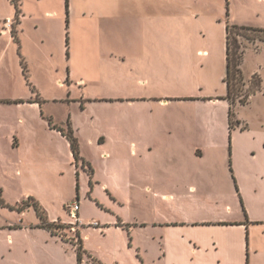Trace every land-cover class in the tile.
Here are the masks:
<instances>
[{"label":"rangeland","instance_id":"rangeland-1","mask_svg":"<svg viewBox=\"0 0 264 264\" xmlns=\"http://www.w3.org/2000/svg\"><path fill=\"white\" fill-rule=\"evenodd\" d=\"M169 9L162 24L154 22L135 30L136 36L152 38L143 46L138 41L133 47L132 52L144 54L137 52L125 61L118 57L104 58L100 69V101L117 96L142 95L148 99L135 103L100 102L84 110L86 104L75 105L78 117L88 123L90 132H100V163L121 169L116 172L115 191L122 200L130 199L131 203L118 206L120 212L129 219V224L138 227L167 218L175 222L206 220L207 224H216L220 217H245L250 211L255 217L264 218V49L260 47L264 33L242 31L247 37L236 35L246 47L244 69L247 73L243 70V82L234 79L236 87L232 97L236 101V121L232 130L230 103L224 98L227 25L264 28V0H178L176 4H169ZM7 13H12L17 27V10L9 0H0L2 35ZM12 34L9 32V36ZM4 45L5 41H0V54ZM14 57L17 61L19 54L15 56L11 48L0 68L2 92L20 89L21 71ZM252 72L263 79L262 89L249 97L250 103L246 106H239L242 105L239 100L251 88ZM162 98H169L170 102L165 105L160 101ZM237 120L240 124L247 120L249 127L240 126ZM98 121L100 126H94L93 122ZM86 148L96 157L99 154L90 144ZM106 152L111 158L105 157ZM164 167H201L208 173L190 179L189 183H195L198 189L186 194L185 201L178 205V197L175 201L162 200L163 194L173 192L160 182V177L166 175L162 173ZM233 167H237L236 174ZM38 176L39 179L35 176L33 180L23 178L20 185L11 171L0 170L1 197L6 203L0 201V264H79L74 246L62 247L60 235L58 239L46 236L52 231L42 225L37 210L38 207L46 222H54L49 219L47 202L56 198L60 202L69 197L77 202L76 187L70 189L67 176L61 177L60 182H54L43 172ZM189 183L185 191L189 190ZM83 185L91 191L89 181ZM7 205H21L25 217H19V211ZM58 212L72 218L64 207ZM85 212L93 216L110 215L90 201L86 202ZM25 226L50 232L37 230L29 236ZM63 232L66 239L78 242L75 230L67 228ZM9 233H15L14 243L9 240ZM145 235L142 234L144 240ZM138 261H142L140 256Z\"/></svg>","mask_w":264,"mask_h":264},{"label":"crops","instance_id":"crops-1","mask_svg":"<svg viewBox=\"0 0 264 264\" xmlns=\"http://www.w3.org/2000/svg\"><path fill=\"white\" fill-rule=\"evenodd\" d=\"M9 2L16 9L12 0ZM172 3H178V0H20L21 12L15 35L9 36L12 31L4 30V26L3 35L0 34V41H5L0 68L12 48L15 56L19 54L14 61L21 71L20 89L2 92L0 88V170L11 171L20 185L23 178L33 180L36 176L35 179H39L42 172L54 182L67 176L70 189L76 187L77 197L78 186L82 183L80 198H77L80 207L76 231H79L87 253L96 259L99 257L100 264H264V218L255 217L251 211L245 217H220L216 224H207L206 220L175 222L168 218L152 220L139 227L129 224L119 207L131 201L122 200L115 191L116 172L121 169L100 163V132H90L88 123L75 111L78 103L86 104L84 110L93 104L100 105V102L127 100L135 103L148 99L141 95L100 101V69L104 58L118 57L125 61L138 52H132L138 41L143 46L146 40H152L136 36L135 30L154 22L157 25L165 22ZM5 17L13 18V15L7 13ZM260 47L264 49V42ZM142 52L138 54H144ZM244 63L245 60L242 65L245 71ZM160 101L167 105L170 99ZM97 124L100 126V121L93 122L94 126ZM239 125L249 127L247 120ZM70 130L79 143V159L66 135ZM101 141H105V137H101ZM87 144L99 150L97 157L88 153ZM234 153H237L235 145ZM104 155L111 158L109 152ZM233 168L236 174L237 167ZM163 169L162 173L166 175L160 177V182L173 192L163 194L162 200L175 201L178 197V205L185 201L186 194L198 189L195 183H189L190 179L208 173L201 167ZM229 178L231 181L232 176ZM88 181L92 185L90 192L83 185ZM187 182L189 190L185 191ZM71 199L64 198L59 202L56 198L47 202L49 219L65 223L74 220L58 212L63 207L70 211L69 206L74 203ZM87 201L97 203L100 211L105 210L110 215L87 214ZM18 213L19 217H25V212ZM24 229L29 236L35 235L37 230L50 232L41 227L25 226ZM143 233L146 240L142 238ZM14 235L9 233L12 243ZM48 235L50 239L59 237L52 233ZM58 240L64 248L68 244L76 248L70 240ZM82 263L93 264L87 254Z\"/></svg>","mask_w":264,"mask_h":264},{"label":"trees","instance_id":"trees-1","mask_svg":"<svg viewBox=\"0 0 264 264\" xmlns=\"http://www.w3.org/2000/svg\"><path fill=\"white\" fill-rule=\"evenodd\" d=\"M12 2L14 3L16 7V10L18 13L17 16H19V13L21 12L20 0H12ZM67 7H68V1H67ZM242 31L264 33V28H253V27L239 26V25H227V28H226L227 74H226L224 81L226 82V85H227V94L224 98L227 99L230 103L229 123H230L231 130L234 128L235 121H236V119L234 121V117L236 116V113H235L236 101L232 97L233 91L235 90V87H236L234 84V79L239 78L241 82H243L245 79L242 65L244 61L246 47L243 46L242 41L238 38V36H236V35L246 36ZM12 33L15 34V29L13 30ZM260 41L264 42V36L260 37ZM262 82H263V79L259 75H257V73H254L251 79V88L245 94L244 99L243 98L240 99L239 102L242 105H246L247 102H249V97L252 94L257 93L258 91L262 89ZM237 122L239 123V120H237ZM61 130L65 133L64 129H61ZM66 135L68 136L71 142L72 149L74 151L76 159H79L80 152H79V143H78L77 138L74 136L71 130L66 132ZM88 168H89L90 174H92L91 166L88 165ZM1 192L2 191L0 190V201L2 204L6 205V203H4L1 197ZM77 198L79 199V186H78V197ZM7 206H9L11 209H17L20 212L23 210V207L21 205H7ZM37 210L42 217L43 226L48 227L52 231L53 234L60 235L63 239L68 240L65 238V233L63 231L67 228H70L69 224L61 223V222H46V219L43 217V214L41 213L38 207H37ZM76 236L78 237V242H75L73 240H70V241L76 246L79 264H82L85 254H87L90 257L93 264H100V261H98L96 258L92 257L90 254L87 253L86 249L84 248L82 244V238L79 234V231H76Z\"/></svg>","mask_w":264,"mask_h":264},{"label":"built area","instance_id":"built-area-1","mask_svg":"<svg viewBox=\"0 0 264 264\" xmlns=\"http://www.w3.org/2000/svg\"><path fill=\"white\" fill-rule=\"evenodd\" d=\"M3 26H4V30H10L13 32V30L15 29V19L12 18V17H8L4 20L3 22ZM79 207H80V204L79 202H74L73 204H71L69 206V209H70V213H71V216L74 220L70 221L69 224L70 225V228L72 230H77V226L79 225V217L77 215V212L79 210ZM94 224H97V222H95Z\"/></svg>","mask_w":264,"mask_h":264}]
</instances>
